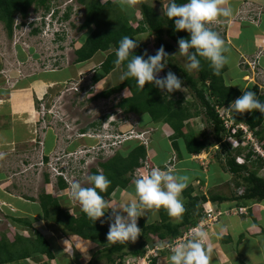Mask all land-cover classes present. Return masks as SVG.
<instances>
[{"label": "rangeland", "instance_id": "1", "mask_svg": "<svg viewBox=\"0 0 264 264\" xmlns=\"http://www.w3.org/2000/svg\"><path fill=\"white\" fill-rule=\"evenodd\" d=\"M99 1L103 3L107 0ZM108 1L117 3L118 10L128 20L134 15L137 16V19L140 18L138 0H136L134 7L126 10L122 8L120 0ZM145 1L159 10L168 7V0ZM50 3L53 7L49 11H44V8L40 6L31 7L25 18L20 14H16L11 36H8L3 23L0 22V236L2 233H5L8 237H12L14 233L29 236L34 233L33 229H40L36 226L27 229L26 226L16 223L10 217H28L30 219L29 212L32 211L29 205L33 201L38 202V196L42 191L53 194L58 198L61 207L69 213L79 215L82 211L80 205L70 198L71 184L69 185L66 182L67 186L65 188L58 187L56 178L49 174L48 164L45 165V162L50 157V160L54 163L61 164L64 160L63 156L69 150L79 152L80 149H91V146L100 145L102 139L95 136L98 133L112 134L111 137H104L105 141L110 143H112L111 141L114 140L115 136L118 135L117 139L120 137V142L112 148L113 151H110L102 160L111 157L116 150L125 152L126 149L133 147L132 145L142 144L143 141L147 151L146 160L153 168V162L161 160V162H166V166L163 165L160 167L161 169H172L175 162H180L186 155L181 139L178 140L180 151H177L170 140H166L163 136H170L173 133L167 124L155 123L151 121L147 114L131 113L124 115L117 109L115 103L122 97L129 95L126 90L112 94L107 98H94L96 93L119 82L118 79L122 76L121 66H118V70L114 68L109 74L103 75L97 68L98 66L91 65V63L96 62L97 58L103 57L104 59L109 51L96 52L90 58V64L76 62L75 50L80 47L85 37L96 26L92 25L88 29L81 28L85 18V8L77 0H50ZM250 5L251 7L255 6L253 11L257 13L258 7L255 3ZM54 9L57 12H55V17L51 22L50 12L52 13ZM111 10L113 9L111 8L107 15H114ZM65 12L69 13L67 19H57L58 16H63ZM42 21L47 22L49 25L43 24ZM100 27H104V25L100 24ZM34 28H37V32L32 31ZM55 32L56 34H54ZM136 39L145 44V52L149 56H154L158 51V42L155 35L143 32L136 35ZM170 55L175 63L189 71L186 67V59L179 54V48L170 52ZM242 61L248 62L247 72L243 76L244 80L248 84L258 86L264 92V74L260 71V67L264 66L258 63V57H255L252 61L245 58ZM253 61H256L255 64ZM169 71L173 72V69L167 65L159 73V77L166 76ZM189 72L194 75L197 74L196 71ZM177 76L182 80L180 75ZM93 77H99L100 79L94 83L92 81ZM183 85L182 88H185ZM179 92L182 93L185 99L192 100L186 88ZM209 100L212 101V98L209 97ZM42 107L47 108V111H53L54 114L46 112L45 115H42L41 111L44 112L45 110ZM113 119L119 120L117 123H113ZM207 122L202 110L200 114L190 118L184 127L185 132L191 130L199 138L204 136L209 140L210 149L208 148L207 151H201L190 157L197 161L202 169L210 166L213 160L220 165L225 163L226 150L223 148V144L226 143L228 145L227 149L232 153H235L237 147H239V142L235 143L226 130L221 134L223 143H217L214 140L211 126ZM82 129L93 130L95 133L92 134V137L79 136L77 133ZM164 130L165 134L162 133ZM46 131H49V133H46ZM130 131L133 132L130 134ZM47 140L50 143L51 140L54 141L52 148H49L50 143L48 144ZM240 143L245 144V139L241 138ZM41 156L47 157L44 164L40 162ZM262 162L264 163L263 160ZM89 166L84 165L82 169L79 168L80 170L76 171L74 177H70L72 179L71 183L78 180L83 186H90L87 183V176L90 168L97 167V163L94 162L92 166ZM153 168H149L147 172ZM250 169L258 176L264 177L263 164L259 168L251 166ZM142 171L144 172L145 169ZM227 174H229V183L222 185L221 190H231L233 192L232 189H237L235 182L239 181L240 178L228 172ZM46 175L47 181L45 180ZM131 177L132 181L125 187L124 192L117 189V199L112 198L114 193L106 199L109 208L136 201L134 182L137 177L133 173ZM200 185L201 183L199 185L195 184V187ZM241 202L249 204L252 201L241 200ZM211 207L218 213L213 215L210 227L216 223L215 220L220 216L219 210L214 205H211ZM234 207L232 213L236 214ZM244 207L245 209L237 213L238 215L246 216L249 214L248 207ZM219 209L221 212L231 211V207H219ZM107 213L111 216L112 210L109 209ZM120 214L126 215L122 210H120ZM38 215H41V211ZM147 216L149 215L146 214L143 218L148 222L151 219L152 221L157 220L154 216ZM52 226V231L48 228H46L47 231L46 229L42 231L50 243H53V245L55 243V246H53L54 256L53 259L46 256L42 257V260H44L41 264L83 263L84 258H81L79 252H85L89 249L96 251L103 245L96 239H86L88 240L85 242L87 246L78 251L74 245H79V241L73 238L72 234L61 233L56 225ZM208 229H206V232L209 236ZM53 234L58 237L62 236V240L57 241L58 238H52ZM135 243L136 241L131 244ZM206 243L208 244L207 241H205V245ZM130 247H127V249L130 250ZM162 251L159 255L165 256L167 252L163 253ZM168 254H172V252ZM128 255H130V252L124 255L123 264H126L124 262ZM159 255L149 256L151 259L150 264L154 257L157 262L160 258ZM164 261L160 260V263ZM22 263L25 264V261ZM26 264L30 263L26 261ZM97 264H105V262L102 259Z\"/></svg>", "mask_w": 264, "mask_h": 264}, {"label": "trees", "instance_id": "2", "mask_svg": "<svg viewBox=\"0 0 264 264\" xmlns=\"http://www.w3.org/2000/svg\"><path fill=\"white\" fill-rule=\"evenodd\" d=\"M77 1L83 4L85 8V18L81 24V28L88 29L92 25L96 27L85 37L80 47L75 50L76 62L86 61L98 51H109L99 64L98 69L103 75H107L117 66H121L123 75L124 71H126L127 61L122 65L116 64V50L119 47L120 41L124 36L137 40L136 35L149 32L155 35L158 49L163 46L168 53V66L173 69L176 75L181 76L183 86L189 91L192 100L185 99L179 91L166 95L164 91L148 83L144 85L143 91H141L135 78L131 77L96 93L94 98H107L112 94L126 90L129 92V95L119 99L115 103V106L124 114H147L151 121L167 124L173 133L170 136L167 135L166 140H170L172 146L177 151H180L178 140L181 139L188 154H198L210 148L207 137L203 136L199 138L191 130L184 131L186 122L190 118L200 114L203 110L208 121L207 123L213 131L214 140L217 143H223L221 134L225 128L214 106L218 105L227 108L233 100H236L243 94L238 88L224 83L222 75L225 67L219 76L215 75L213 69L209 66V62L201 58V70L194 75L173 61L170 52L177 50L179 48L178 40L181 38L188 39L189 33L185 30L177 31L175 29V18L170 20L167 17V7L166 9L159 10L145 0H138L140 18L137 19L134 15L128 20L118 10L117 3L115 2L108 0L103 3L99 0ZM176 2L178 4H185L188 0H176ZM40 6L44 8V11H49L53 7L50 0H0V22L3 23L8 36L12 35L16 14H20L25 18L31 7L36 8ZM111 8L113 9L111 11L114 13L112 16L107 15V12ZM55 12L57 11L54 9L52 18L55 17ZM68 17L69 13L65 12L63 16L59 17V20L67 19ZM100 24H103L104 27H100ZM212 30L217 32L214 28ZM32 31L37 32V28H34ZM137 42L138 47L133 50V54L137 56L143 55L145 53V44L138 40ZM145 59H147V56H145ZM99 79V77H93L92 81L95 83ZM253 92L264 103V92L259 93L258 86L254 85ZM209 97L212 98V101L209 100ZM233 114L236 121L241 120L249 125L254 135L264 147V114H261L259 111L244 113L243 115L236 114L235 112ZM132 146H130L131 148L128 149L126 154L124 151L117 150L111 157L99 161L97 167L90 169L89 175L102 172L111 181L107 192L101 194L105 201L116 188L128 186L132 181V173L136 168L142 166L141 161L146 158L147 151L144 145L138 143ZM227 146L226 143L223 144V148L226 150V157L225 163L221 166L224 171L240 178L239 181L235 182V187L243 188V193L237 194L236 189H233L231 194L218 191L215 193L209 192L207 196L192 195V189L188 187L183 192L186 199L184 203L186 212L183 216V221L177 223L164 209L160 212V216L162 217L160 221L146 224L143 219L139 218L138 226L141 228L142 233L137 238L135 244H131L132 242L108 243L107 235L110 226L108 218L110 215L107 212L104 217H101L100 220L94 223L83 211L79 215L69 213L61 207L58 198L45 191H42L38 196V203L43 219L60 226L63 233L75 234L83 239H96L99 243L103 244L86 264H97L102 259L105 264H123L122 260L127 252H130L131 255L141 256L145 251V244L150 242V240H171L179 235L183 229L194 225L201 215L202 202L204 201L209 200L219 203L226 200H236L237 206H241L240 204H245L241 200H253L255 202L264 200V177L258 176L257 173L250 169L251 166L259 168L261 164L264 165L263 162L261 163L262 160L259 157H255L249 151L246 154L249 165L238 164L235 161V155L241 154L243 147H237L235 153H232L227 149ZM47 179L46 175L45 180L47 181ZM57 184L60 188H65L67 185L61 177H58ZM10 218L16 223L26 226L27 229H32L33 227L27 218ZM102 221L104 222L102 223ZM33 232L29 236L14 233L12 237H8L5 233H2L0 236V264L19 259L36 258L38 254H46L47 257L51 258L53 252L50 249L48 241L38 230L33 229ZM127 247H130V250ZM151 264H157L155 257L152 259Z\"/></svg>", "mask_w": 264, "mask_h": 264}, {"label": "clouds", "instance_id": "3", "mask_svg": "<svg viewBox=\"0 0 264 264\" xmlns=\"http://www.w3.org/2000/svg\"><path fill=\"white\" fill-rule=\"evenodd\" d=\"M120 3L126 10L134 7L136 0H120ZM225 5H227V0H188L185 4H178L176 0H168L167 17L170 20L175 18L177 31L185 30L189 33L188 39L178 40L179 54L186 59V67L189 71H200L201 58H203L209 62L214 74L219 76L222 69L229 63L225 41L210 27L219 18L233 15L232 7ZM137 47V40L128 36H124L119 43L116 50V64L122 65L127 61L126 71L121 76L122 81L129 77L135 78L141 91L148 83L164 91L166 95L185 89L182 88L183 81L172 71L167 72L162 78L159 77V73L168 65L169 58L163 46L154 56H149L147 52L139 56L133 54V50ZM228 109L241 115L254 111L264 114V103L257 98L254 92L246 91L230 103ZM118 120L113 119L112 122L117 123ZM90 132L94 131L82 129L77 134L85 133L83 136L85 137L86 133ZM142 144L145 145L144 141ZM106 155L100 154L95 160H90L88 165L92 166L94 162L103 161ZM45 157L44 160H46ZM189 179L187 175L179 174L172 169L163 170L157 166L135 180L136 201L109 208L101 194L107 192L111 181L101 172L87 176V183L91 185L88 187L83 186L78 180L73 181L70 186V198L80 205L81 210L94 223L104 217L109 209L112 210V215L108 218L110 222L108 243H134L142 233L141 228L138 227V220L148 212L155 216L161 209H164L177 223L183 221L186 208L182 193L188 187ZM120 210L126 215H121ZM208 238L207 232L203 229L195 230L187 243H182L173 249L169 258L170 264H211L212 249L205 245Z\"/></svg>", "mask_w": 264, "mask_h": 264}, {"label": "crops", "instance_id": "4", "mask_svg": "<svg viewBox=\"0 0 264 264\" xmlns=\"http://www.w3.org/2000/svg\"><path fill=\"white\" fill-rule=\"evenodd\" d=\"M251 3H255L256 7H258V9L260 8L261 11L259 18L256 21L247 20L244 16L245 12H247L248 10L255 9V6L251 7L250 5ZM228 5L232 7L233 15L227 18L221 17L218 19L217 22L210 25L211 28L217 30V32L220 34V37L225 41V44L228 48V52L226 53V55L229 57V63L225 66L222 75L223 80L226 85L238 88L240 91L241 88H243V91H241L242 94H244V92L246 91L253 92L254 85L250 83L248 84L243 78L244 74H246L247 72L246 68L248 67L247 65L248 62H243L242 60L244 58L250 61L254 60L256 54L258 53V50L262 45V41L264 37V0H227V5L225 6ZM135 17L137 16L135 15ZM102 61H103V57L97 58L96 62L94 63H91L90 59L78 63L80 64L91 63V65L96 67L99 66V64ZM258 63L261 66H264V55L258 57ZM116 68L118 70V66ZM243 69H245V71H243ZM74 72L75 71L73 70V73ZM118 81L119 82H117L116 84L121 82V78L118 79ZM60 82L62 81L60 80ZM258 90L259 93H263V91H261L259 88ZM47 132L49 133V131H46V133ZM162 133L165 134V130ZM163 136L167 138V135H163ZM47 142L48 144L50 143L49 140H47ZM52 145L54 146V141L51 140V143L49 144L50 146L49 148H52L53 147ZM203 151H207V150H203ZM127 152L128 150L126 149L124 153L126 154ZM185 154L186 155H184L183 160H180V162L179 161L175 162V165L172 166V170H174L179 174L189 176L190 179H189L188 187L192 189L191 191L192 195L198 194V195L207 196L209 192L215 193L218 191L231 194L232 192L231 190L230 191L221 190L222 185L229 183V174H227V171L223 170L222 166L218 162L215 163V161L213 160V162L210 163V166H208L206 169H202V167L198 165L197 161L190 158L191 155L193 154H188L186 151ZM153 163L158 167H162L163 165H166V162L164 161L161 162V160L154 161ZM200 183L201 185L199 187H195V184L199 185ZM117 189L118 190L121 189V192H124L125 188H116L111 193V195L114 193L113 195L114 197H112L113 199L114 198L117 199L116 198V196H118ZM182 199L185 203L186 199L183 193H182ZM204 202H202V205ZM207 202H210L218 210H220L219 207L233 208L234 205H237L236 200H226L219 203L217 202L214 203L212 201L207 200ZM240 205L247 206L249 214L245 216V215L234 214L232 213L233 210L229 212L224 211L219 216L218 221L208 229L209 238L207 240L208 244L206 243V246L212 249L211 264H264V200L258 202L252 200V202H250L249 204L245 203ZM29 206L32 212H29L30 219H28V217L26 218L28 220H31L30 222L32 226H36L37 228H40L37 230L38 231L41 230L39 232L43 235V237L47 241L48 238L45 237L42 231L43 229L48 228L49 230L52 231L53 229L52 225H56L62 233L60 226H58L53 222H50L49 220L46 221L43 219V217H41L42 211L38 202L33 201ZM162 210L163 209H161L155 216L151 212L147 213L149 215L148 217L154 216V218H157V220L152 221L151 219V221L148 222L143 217H141V219H143L146 224L160 221L162 218L160 216V212ZM40 211H41V215H38L40 214ZM72 235L74 236L73 238H76V240L79 241V245L77 244L74 245L78 251L87 246L85 242L88 240L83 239L75 234ZM54 237L58 238L57 241L62 240L63 238L62 236L58 237V236H54L53 234L52 238ZM48 243L50 245V249L53 252V256H54L53 246H55V243L54 245L53 243H50V241H48ZM96 251L89 249L85 252H79L81 254V258L83 257L84 259H83V263L77 261L78 262L77 264H86L89 260H91L92 255L96 253ZM170 255L171 254L168 253L165 256L160 255L159 260L157 259L158 260L157 264H170V259H169ZM44 256L47 257L46 254H40V255L38 254L36 258L19 259L16 261H11L3 264H23L22 262L24 261L25 264L26 261H28L30 264L32 263L41 264V262H43L44 260V259L42 260V257ZM53 256L51 258L49 257L48 258L53 259ZM160 260L161 261L165 260V261L163 263L162 262L160 263ZM67 264H69V262Z\"/></svg>", "mask_w": 264, "mask_h": 264}, {"label": "built area", "instance_id": "5", "mask_svg": "<svg viewBox=\"0 0 264 264\" xmlns=\"http://www.w3.org/2000/svg\"><path fill=\"white\" fill-rule=\"evenodd\" d=\"M52 13L50 12L51 22L53 19ZM260 14H261L260 9L257 10V13H255L252 9H250L247 12H245L244 16L247 20L256 21L258 19V17L260 16ZM58 18H59V16H58ZM44 24L49 25L45 21H44ZM54 34H56V32ZM263 53H264V37H263L261 48L259 49L256 57H259L260 55H264ZM255 62L256 61H253L254 64H255ZM260 71H262L261 73L264 74V67H260ZM74 88L76 89L77 87H74ZM214 107H215L216 113L218 114L219 119L222 121V124H223L225 130L228 132L229 137H232L234 139L235 143L239 142V147L240 146L243 147L242 153L235 155L236 163L248 164L249 161L246 159V154L249 151L252 152V154L255 157H257V158L259 157L261 160L264 161V147H263L262 143L258 140V138L254 135V132L249 127V125L243 121H236L234 116H233L234 114L232 115V111H230L228 108L221 107L218 105H215ZM42 109H45L44 112L41 111L42 115L43 114L45 115L46 112L48 114H54L53 111H47L48 109L45 107H42ZM43 120L45 121V119H43ZM132 132L133 131H130V134ZM93 133H95V132L86 133V136L92 137ZM78 135L84 136L85 133H83V134L80 133ZM95 136L97 138L102 139L101 140L102 143L100 145L94 146V147L91 146V149H80L79 152H77L75 150H72V151L69 150L63 156L64 160L61 164H58L57 162L54 163L53 161L50 160V157L45 162L43 156L40 157V162L43 164L45 162V165L48 164L49 174H51L52 177L56 178V180H58V177H61L64 181H66L70 185L71 180H72L70 177L71 176L74 177V175L77 173L76 171L80 170L79 168L82 169L84 167V165L88 166L90 160H95L102 153L108 155L110 153V151H113L112 148L120 142V140H119L120 137H119V139H117L118 135L114 137V140L111 141L112 143H110L109 141H105V139H104L105 136L111 137L112 134L111 135L110 134L104 135V134L98 133ZM241 138L245 139V144L240 143ZM244 150H245V152H244ZM80 151H82V152H80ZM142 164L143 165L141 167L136 168L135 171L133 172V174L137 178L141 177L144 174H147L148 173L147 170L149 168H153V166L150 167V165L148 164L146 159L144 161H142ZM155 167H157V166L154 165V168ZM144 169H145V171L143 172L142 170H144ZM235 191L237 194H242L243 188L239 187ZM206 203H207V205H206ZM211 205L212 204L210 202L203 203L201 215L199 216V218L197 219V221L194 225L183 229L179 235H177L176 237H174L171 240H161V239L150 240V242L145 244V246H144L145 251L141 256L128 255V256H126L124 263H126V264H150V261H151L150 257L151 256L159 255L162 250L166 251L167 253H171L176 246H179L182 243H187L191 239L195 230L203 229L204 231H206V229L210 228V222L213 218V215L218 213V211H214L215 209L213 207H211ZM234 209H235V212L237 214V213L241 212L242 209L244 210L245 207L244 206H235ZM231 210H233V208H231ZM221 213L222 212L219 210V215H221ZM217 221H218V219L215 220V222H217Z\"/></svg>", "mask_w": 264, "mask_h": 264}]
</instances>
